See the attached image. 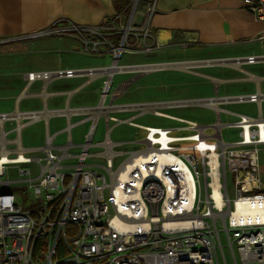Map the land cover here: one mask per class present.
<instances>
[{"label":"built area","instance_id":"1","mask_svg":"<svg viewBox=\"0 0 264 264\" xmlns=\"http://www.w3.org/2000/svg\"><path fill=\"white\" fill-rule=\"evenodd\" d=\"M243 2L256 18L264 19V0ZM137 3L131 0L124 19L115 13L96 24L64 22L29 35L72 34L83 51L107 53V67L27 72L26 78L102 71L106 78L100 100L117 97L118 89L109 91L113 72L148 67L119 65L121 53H150L160 47L148 20L134 21ZM153 10L154 1L148 0L147 16ZM261 99L260 92L196 99L213 109L211 122L172 116L157 108L160 103L114 104V109H150L180 124H139L131 117L105 113L104 135L98 142H93L98 112L112 102L73 108L89 112L92 120L70 164L69 138L55 144L46 133L43 144L23 145L22 127L41 112H0V264H264V180L259 175L264 117L223 106ZM6 120L14 121L8 130ZM108 120L137 129L132 149H114L123 142L111 139ZM92 146L100 150L91 152ZM121 154L125 156L114 167V158ZM6 164L18 165V178H1ZM227 174L232 177V197ZM12 182L27 187L35 207L22 206L10 190Z\"/></svg>","mask_w":264,"mask_h":264},{"label":"crops","instance_id":"2","mask_svg":"<svg viewBox=\"0 0 264 264\" xmlns=\"http://www.w3.org/2000/svg\"><path fill=\"white\" fill-rule=\"evenodd\" d=\"M153 1L154 10L147 16L145 7L148 0H138L133 15L134 21L141 22L148 20L154 36L160 43V47L178 45L182 50H197V54L199 55L185 58L183 61L177 62L176 65L190 67V69L192 68L190 70L191 73L196 76L209 78L212 81V91H208L207 95L202 98L211 97L215 93L220 96L247 94L252 92L264 93V19L256 18L246 8L243 0ZM130 8L131 0H0V43H15L25 46L27 45V42L33 43V39L37 37H30V34L44 30L58 23L74 22L77 24H96L103 18L115 13H119L122 19H124L129 14ZM65 35L76 39L77 42L76 40L75 42L77 43V47H72L73 49L70 47L61 48L63 51H67V54H64L66 59H63V64H60L62 67L58 65L59 67L57 68L83 70L86 68L101 67L91 65L94 61L82 56L85 51L82 50L81 43L76 36L72 34H63L59 36ZM11 52H14V49ZM86 54L94 56L96 53L88 54L87 52ZM99 54L100 53L96 55ZM103 55L109 56L107 53H104ZM247 56H255L257 59L254 62H247L245 60ZM236 59H238V61H236ZM80 63H83L84 65H78ZM109 64L102 66V68L107 67ZM56 65L57 64L54 66ZM219 66L238 70L243 74L231 73L228 76L224 74L216 76L213 73L200 69ZM55 70L51 67L50 70L48 68H43V70L40 71L52 72ZM131 70L137 69H125L117 72ZM145 71L148 70H144L143 72ZM114 73L115 72L111 75L109 91L111 92L118 89L120 94L111 99L109 95H107L102 101L99 96V88L106 78V74L102 71L91 76L87 73L79 72L73 76H51L48 79L34 78L32 80L27 79L26 73H24L23 77L25 79L24 81H26L25 85L18 90L19 92L16 97L15 105L9 111L18 109L21 111L38 110L41 112L37 119L44 120L45 131L53 136L54 143L57 134L63 129L66 130L65 142L69 138L73 143V145L68 148L70 157L66 159L67 164H70L74 161L75 154L79 148L78 144L83 140V134L85 133H82V137H78L79 139L74 140L71 133V127L78 123H84L86 124V129L84 131H86L92 120V114L89 112H74L72 111L73 108L95 106L100 102L104 105H108L112 102V107L102 109V113L98 112L96 126L99 117H103L104 122L105 113L116 116L114 111L127 109L137 110V112H134L129 116L134 121V118L140 114L146 111H151L150 109L142 111L136 107L114 109V104H117L115 103V100L122 95L125 88L129 86L135 77H137L135 76L122 80L119 85L114 87ZM229 82H239L243 84L239 85L243 89H241L239 93H221V89L225 91L226 87H228L226 85ZM33 83L38 84V87L32 92H27L26 88ZM23 96L38 98L40 101L30 105L26 104L23 108H20L17 100ZM168 102L169 101H159L152 103H160V105L157 106V108L160 109V107L163 106H172V104H169ZM246 103H251V107L243 113L254 116L260 113V115L264 117V105H262L264 104V99H261L258 103ZM195 104L201 105L198 102ZM227 105L228 104H225L223 106L227 107ZM230 110L241 112L234 109ZM170 115L176 116L173 114ZM56 117L64 119L66 121V126L64 128L55 129L50 133L48 129L49 119ZM72 118H76V120L71 121ZM109 121L112 120H108V124ZM103 135L104 130L102 137ZM94 136L95 131L93 139Z\"/></svg>","mask_w":264,"mask_h":264},{"label":"rangeland","instance_id":"3","mask_svg":"<svg viewBox=\"0 0 264 264\" xmlns=\"http://www.w3.org/2000/svg\"><path fill=\"white\" fill-rule=\"evenodd\" d=\"M33 43L27 45L15 44V43H0V112H8L16 102L18 90L25 85L23 74L28 71L40 72L43 68L51 67L53 69H59L62 67V60L66 59L64 54L67 51H63V47L71 48L77 47V40L70 36L59 35H41L33 39ZM76 40V42H75ZM62 48V49H61ZM14 49V52H11ZM19 49V50H15ZM24 49V50H23ZM54 49V50H53ZM84 52L82 56L92 59L94 62L91 65L105 66L110 63V58L104 53L99 55H87ZM197 50L189 49L182 50L178 45L169 47H159L155 51L150 53L145 52H127L123 51L119 57L118 64H136V65H154L162 63H177L183 61L185 58L195 57ZM57 64L56 66H54ZM59 65V66H58ZM78 65H84L80 63ZM78 66V67H80ZM95 66V67H96ZM192 69V68H191ZM190 67L181 66H169L163 68H153L145 72L141 70H131L124 72L114 73V87L119 85L122 80L135 77V79L127 86L119 96L115 103L117 104H129L139 102H159V101H183L191 99H199L205 97L208 91H212V81L209 78L196 76L191 73ZM203 71L213 73L216 76L243 74L238 70L228 69L227 67H209L200 68ZM61 70H64L63 68ZM37 83V82H36ZM33 83L26 88L27 92L34 91L38 87V84ZM239 85H243L239 82L227 83L226 90L221 89V93H239L241 88ZM20 108H23L26 104L30 105L37 101L38 98L23 96L18 100ZM264 105V104H262ZM227 107L237 111L245 112L251 107V103L241 102L235 104H228ZM160 109L166 113L173 114L179 117L193 119L198 122H211L214 119V111L211 107L199 105V104H178L172 106H163ZM137 110L127 109L122 111H114V114L119 118L129 117ZM222 118L224 116L222 115ZM76 120L72 118L71 121ZM135 122L148 124V125H161L171 126L180 124L179 121L164 116L154 115L151 111H146L134 118ZM43 119L33 120L24 125L20 131V137L25 146H36L44 143L45 140V125ZM12 124L9 120L4 122L5 130L11 128ZM66 121L62 118H50L49 119V132L52 133L55 129L64 128ZM111 127L110 137L117 142H123L122 145H116L114 149L116 151H127L133 148L130 143L131 137L137 133V129L134 126L127 123H117L109 121ZM86 129V124L78 123L71 127V133L74 140L79 139ZM104 130L103 117H99L97 126L95 129V136L93 142H97L102 138ZM14 133H9V136H13ZM66 130H62L57 134L55 138V144L65 143ZM82 137V136H81ZM100 148L98 146L90 147L91 152H96ZM125 156V154L118 155L114 158V167ZM94 158H89L93 160ZM100 160V159H97ZM259 175L264 180V155L261 154L259 162ZM17 164H6L4 175L2 179L10 178L16 179L19 177L17 173ZM32 170L34 166H30ZM227 187L229 196L234 195L232 177L227 174ZM10 190L15 193L17 198L21 201L22 206L27 209H31L36 206L35 200L28 196L27 187L21 182L10 183Z\"/></svg>","mask_w":264,"mask_h":264},{"label":"water","instance_id":"4","mask_svg":"<svg viewBox=\"0 0 264 264\" xmlns=\"http://www.w3.org/2000/svg\"><path fill=\"white\" fill-rule=\"evenodd\" d=\"M231 59H235V58H231ZM177 63H162V64H154L153 66H148L147 69L145 70H149L151 68H163V67H169V66H175ZM192 103H196V100H186L183 101L179 104H192Z\"/></svg>","mask_w":264,"mask_h":264},{"label":"trees","instance_id":"5","mask_svg":"<svg viewBox=\"0 0 264 264\" xmlns=\"http://www.w3.org/2000/svg\"><path fill=\"white\" fill-rule=\"evenodd\" d=\"M57 254H59V252Z\"/></svg>","mask_w":264,"mask_h":264}]
</instances>
